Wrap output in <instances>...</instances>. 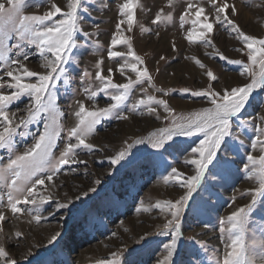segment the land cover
I'll use <instances>...</instances> for the list:
<instances>
[{"label": "rangeland", "instance_id": "1", "mask_svg": "<svg viewBox=\"0 0 264 264\" xmlns=\"http://www.w3.org/2000/svg\"><path fill=\"white\" fill-rule=\"evenodd\" d=\"M68 2L26 0L24 14H43L53 3L67 11ZM124 2L83 0L78 8L77 27L82 30L74 35L76 47L70 50L69 62L65 66L67 76L52 81L57 105L65 114L59 118L63 131L57 138L54 155L59 157L68 143V130L78 123L75 116L79 110L78 101L89 110L106 108L114 102L110 99L114 94L111 90L98 91L102 82L97 79V72L102 71L105 76L111 74L113 83L117 84L127 83L128 78L137 79V74L130 68H125L123 75L119 72V65L125 60L135 62L131 57L108 56L109 50L125 54L129 51L127 45H111V39L118 31L116 26L121 20L124 23L120 25L119 32L130 39L132 50L144 61L138 67L141 70L146 67L152 80L137 84L128 101L121 106V112L129 119L118 120L115 112L102 117L95 132L86 138V143L94 145V149H78L75 153L77 163L65 165L52 182L46 180L45 185L38 186L40 195L51 193L54 198L40 209L42 219L39 222L34 219L35 206L18 205L23 206L25 211L13 214L7 205L8 190L0 184V193L4 197L0 212L5 216V220L0 222V245L17 264H98L100 260L117 258L123 264H161L167 254L164 245L171 243L172 233L164 235L160 232L171 216L154 208V204L165 200L175 202L185 194V188L175 182L165 183L163 177L171 167L184 172L185 176L195 174V166L186 164L185 160L193 158L191 149L199 145L203 134L176 137L173 147L167 150L152 149L147 143L134 145L124 161L113 164L112 158L126 146L125 142L132 143L169 123L162 105L153 103L152 106L156 108L154 113H148L144 106L136 111L129 110L139 99L153 95L157 99L167 100L177 114L187 115L211 106L207 97H196L191 92L205 89L209 84L220 91L250 82V78L242 74V64L229 62L240 60L251 64L246 45L235 33L227 26L214 23L213 31L207 34L211 44L189 41L186 37L192 25L189 20L181 26L180 16L188 3H196L206 10L202 21L207 16L205 22L211 23L215 16L213 4L223 5L227 2L236 8L235 13L231 8L227 10L229 18L245 34L264 38V0H172L171 4L169 0H137L131 26L127 24V17L120 12V5ZM157 14L162 17L171 14L172 19L162 18L154 23ZM56 19L64 17L58 15ZM15 43L14 36L9 45ZM16 51L14 49L9 55L16 58ZM24 51L29 57L24 61L29 70L41 74L49 71L42 67L43 59L35 45L26 46ZM221 55L229 59H222ZM196 59L205 67L197 65ZM97 64H100L99 68ZM6 68L0 62V77H3L0 84L10 81L5 75ZM254 68L258 70L259 65ZM109 69L113 70L112 73H109ZM209 70L218 78L216 81L207 76ZM84 72L91 73V77H85ZM17 74H22V71ZM24 82L35 83L37 78ZM86 88L90 91L85 92ZM156 88L174 91L164 95ZM184 88L190 91L184 93L181 91ZM0 90L5 93L12 91L7 87ZM92 91L97 92L94 99L90 95ZM31 102V98L24 95L9 106L13 126L19 124L20 118L27 116L26 108ZM261 116H264V90L257 89L243 114L233 118L232 135L227 138L213 164L209 165L181 213L182 234L178 238L172 264H218L222 261L225 245L229 241L226 234L220 233L219 221L237 207L250 203L249 192L258 187L257 179L249 178L244 165L248 163L249 154H261L258 148L255 151L251 148V142L256 138V128L264 126ZM242 120L248 123L242 124ZM44 123L45 120L41 118L26 127L20 125L14 136V151L0 148V165H6L16 154H22L33 146L43 131ZM71 142L76 143L75 139ZM57 202L68 203V207L55 211ZM142 202L152 210L138 212ZM30 207L34 209L32 213L27 210ZM53 212L55 214L51 215ZM17 232L22 235L17 237ZM53 236L57 238L53 240ZM253 239L264 240V198L258 199L250 218L246 234L250 247ZM113 252L118 253V257H113ZM255 252L258 253L259 249H255Z\"/></svg>", "mask_w": 264, "mask_h": 264}, {"label": "snow or ice", "instance_id": "2", "mask_svg": "<svg viewBox=\"0 0 264 264\" xmlns=\"http://www.w3.org/2000/svg\"><path fill=\"white\" fill-rule=\"evenodd\" d=\"M83 0H69L67 3V11L62 7L53 3L49 10L43 14H24L26 0H4L0 2V62H3L7 68L5 75L10 81L0 84V89L7 87L12 89L10 93L0 90V148H6L14 151V136L20 125L25 127L28 124L43 118L45 120L43 131L39 133L33 146L28 148L22 154H16L14 159H10L6 165H0V184L7 188V205L13 214H19L25 211L23 206H35L34 219L39 222L42 217L40 209L46 202L52 201L54 198L51 193L48 195H40L38 186L45 185V181L52 182L53 177L59 174L65 165L74 164L78 161L75 153L80 148L93 150L94 145L86 143V138L95 132L96 125L100 123L102 117L110 116L116 113V119H129L128 115L121 112V106L124 105L132 92V89L145 80L151 82L152 77L146 67L141 70L138 65H143V59L132 50L130 39L126 38L119 32L120 25L124 23L121 20L117 24V32L111 39L112 46L127 45L129 51L127 54L109 50V58L124 57L127 55L135 62L125 60L119 65V72L123 75L125 68H130L137 74V79L128 78V82L124 84L113 83L112 75L105 76L102 71L97 72V79L102 82L99 92H108L111 90L114 94L110 99L114 101L106 108L97 110H89L83 103H79V110L75 112L78 123L68 130V143L61 151L59 157L54 155V147L57 138L63 131L60 119L65 114L57 105V96L52 81H59L62 77L67 76L66 65L69 62L70 50L76 47L74 35L81 31L77 27L78 8L82 5ZM172 0H169V4ZM137 4V0H125L120 5V12L127 17V24L131 26L134 20L133 9ZM215 8V16L213 22L202 21L201 17L205 14V8L196 4L188 3L185 12L180 16L181 26L190 23L192 28L187 33L189 41H203V43L211 44L208 33L213 31L214 23L227 26L231 32L243 41L248 51L251 64L243 63L240 60H230L233 64H242L243 73L250 78V82L242 86L231 87V89H221L216 91L212 85L199 91L191 92L196 97H207L210 107H204L198 111L190 112L187 115L177 114L175 109L171 108L165 99H157L153 95H148L146 99H139L134 103L129 111H136L144 106L148 113L156 112L153 103L157 106H163L164 112L168 115L165 117L169 121L168 126L157 128L155 131L149 132L147 136L135 139L132 143L125 142L123 147L114 158L112 163L117 164L124 161L129 155L134 145L147 143L152 149L167 150L173 147L174 138L179 136L191 137L197 134H203V139L199 145L191 149L192 159H186V164L195 166V174L185 176V173L176 167H171L170 172L163 177L165 183L175 182L181 188H185L186 192L175 202L171 200L156 201L154 208L161 212L170 214L171 219L163 225L160 234L171 235V243L165 244L166 255L161 264H172L173 256L177 249L178 238L181 233V213L187 206L193 192L200 185L205 176L209 165L213 164L218 156V152L226 142L227 138L232 135L233 118L239 117L250 103L252 94L257 90H264V38H257L253 35L245 34L240 26L233 19L229 18L227 10L231 8L232 12H236L235 5L225 2L223 5L213 4ZM163 10L161 9V12ZM60 15L64 19H56ZM194 16V18H192ZM171 20V14L162 17L157 14L154 23L161 19ZM187 18V19H186ZM202 29V30H201ZM147 30V29H145ZM87 35V33H86ZM15 36L16 43L9 45V41ZM28 45H35L45 69H49L46 74L29 70L24 63L29 57L24 51ZM173 49L176 45L173 42ZM16 51V58H12L9 53ZM22 57V59H21ZM222 59L228 60V57L221 55ZM164 59V57H161ZM103 61L101 60L100 63ZM195 63L201 68L205 65L196 59ZM259 65L258 70L254 68ZM100 67V64H97ZM22 74H17L21 73ZM112 73V69L108 70ZM207 76L212 81L218 78L212 71H207ZM85 77H91V73L84 72ZM36 77L37 82H24L30 78ZM3 77H0L2 80ZM154 87V85H153ZM157 92L168 95L173 89L156 88ZM88 88L85 92H89ZM143 91H147L143 89ZM181 91L188 93L190 90L184 88ZM24 95L31 98V104L27 106V116L19 120V124L13 126V120L10 119L8 111L9 106L19 100ZM91 98L97 96L96 91L90 93ZM14 117L15 114L13 113ZM261 124L264 125V116L260 117ZM242 124H247V120H242ZM75 139L76 143H72ZM251 148L255 151L257 148L261 153L258 156L249 154L247 156L248 163L244 165L248 172L249 178H255L258 181V187L250 190L251 202L237 207L229 215L219 221V231L226 234L229 241L225 245V254L222 261L218 264H264V240H252L251 247L246 242V234L250 223V218L257 206L258 199L264 198V126L256 128V138L251 142ZM100 183L99 180L96 181ZM55 187V185H53ZM94 191L95 189H90ZM87 195V193H84ZM3 194L0 193V203L3 202ZM70 203V202H69ZM68 203L57 202L55 211L66 209ZM29 213L33 212V208L27 209ZM152 208L145 206L142 202L141 207L137 211L149 212ZM55 212L51 213L54 215ZM5 220V216L0 212V222ZM127 231V229H125ZM22 234L17 232L16 236ZM59 235V234H57ZM57 237L53 236L55 240ZM141 239H145L142 237ZM259 249L256 253L255 249ZM230 249V250H229ZM113 257H118V253L113 252ZM0 264H17V261L11 259L9 253L0 245ZM98 264H123L117 258L113 260H100Z\"/></svg>", "mask_w": 264, "mask_h": 264}, {"label": "bare ground", "instance_id": "3", "mask_svg": "<svg viewBox=\"0 0 264 264\" xmlns=\"http://www.w3.org/2000/svg\"><path fill=\"white\" fill-rule=\"evenodd\" d=\"M32 64H33V63H32ZM156 190H157V189H156ZM90 250H91V249H90ZM90 250H89V251H90ZM91 251H92V250H91Z\"/></svg>", "mask_w": 264, "mask_h": 264}]
</instances>
